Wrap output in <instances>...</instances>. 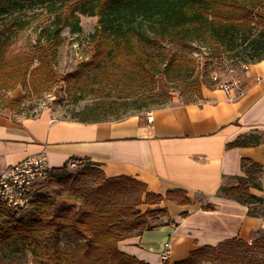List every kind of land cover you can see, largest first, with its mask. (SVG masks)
I'll use <instances>...</instances> for the list:
<instances>
[{
    "label": "trees",
    "instance_id": "1",
    "mask_svg": "<svg viewBox=\"0 0 264 264\" xmlns=\"http://www.w3.org/2000/svg\"><path fill=\"white\" fill-rule=\"evenodd\" d=\"M27 9L35 11L29 19H11L18 29L28 30L46 16L51 22L41 27L35 47L17 54L11 51L13 36L2 29L9 24L0 23V90L5 92L0 93V111L20 110L27 98L20 87L27 83L32 91L42 93L59 81L57 64L63 32L81 33L82 16L98 19L90 35L93 55L82 64L83 69L88 75L97 67L104 69L105 76L94 82H106L122 90L114 99L80 111L73 120L82 123L106 121L117 111L164 108L169 103L163 98L168 83L185 85V104L202 98L195 60L178 56L169 59L162 53L143 50L142 44L202 43L237 54V61L245 64L264 59V0H0V15ZM241 29L244 35L239 41L236 34ZM242 51L251 55L242 57ZM87 82L84 77L78 78L75 86L84 89ZM263 138L256 134L239 137L228 147L255 146ZM79 161L82 175L98 181L91 192L80 193V207L58 208L50 196L39 192L25 214L18 216L0 205V264H12L13 255L22 251L32 255L34 264H148L118 247L124 240L154 230V223L167 214L160 208L143 212L141 206L158 205L164 200L192 203L184 190L155 194L134 177L108 178L98 167ZM241 167L245 175L234 177L236 183L222 185L219 192L248 207L250 216L263 217L264 198L252 194L251 189H262L264 168L250 159H242ZM67 169L68 165L52 168L48 177L62 178ZM214 208L211 204L203 206L208 211ZM186 216L187 212L182 214ZM257 233L260 236L253 242L236 237L197 248L183 261L164 264H264V232ZM62 235L79 242L72 250L64 249Z\"/></svg>",
    "mask_w": 264,
    "mask_h": 264
},
{
    "label": "crops",
    "instance_id": "2",
    "mask_svg": "<svg viewBox=\"0 0 264 264\" xmlns=\"http://www.w3.org/2000/svg\"><path fill=\"white\" fill-rule=\"evenodd\" d=\"M231 93L232 99L222 85L204 86L198 102L93 123L58 119L51 109L31 117L0 114V174L28 157L43 156L51 169L81 160L108 178L134 177L155 194L186 191L189 205L164 200L141 206L143 212L166 210L163 226L119 243L122 252L148 264L166 262L165 243L172 247L167 261L176 263L205 245L236 237L250 241L264 230V216H250L248 207L222 197L219 189L245 175L242 159L264 168V138L255 146L228 147L239 137H264V59L249 67L243 89ZM260 181L262 189L251 192L264 198V173ZM207 204L214 210H204Z\"/></svg>",
    "mask_w": 264,
    "mask_h": 264
},
{
    "label": "rangeland",
    "instance_id": "3",
    "mask_svg": "<svg viewBox=\"0 0 264 264\" xmlns=\"http://www.w3.org/2000/svg\"><path fill=\"white\" fill-rule=\"evenodd\" d=\"M34 13V10L27 9L23 12H14L13 15L9 13L0 15V23L9 24L2 29L13 36V44L11 46L13 54L25 53L35 47L38 43L41 27L45 25L44 23L49 24L51 22L50 17L46 16L33 24L28 30H20L17 24L11 22L12 17L21 20L29 19ZM97 24V18L82 16L81 25L83 30L81 33L72 34L68 29L64 30V44L59 51V61L57 64V70L60 73L59 81L50 90L42 93L32 91L27 83L23 87H20L27 95L20 110L17 112L0 111V114H17L31 117L39 114L43 110L51 109L56 118L73 120L77 119L76 115L80 111L102 101L114 99L119 96L122 93L121 87L107 84L106 82H101L100 84L94 82L96 79L105 76L104 69L97 67V69H93L88 75L82 66L93 55L90 35L95 32ZM242 35H244V29L237 32L236 38L240 41ZM141 48L150 53H162L169 59L178 56L195 60L197 63L196 73L200 75L202 83L201 95L204 86L217 87L219 85H227L231 91L233 88L243 89L247 71L251 66V64L238 62L237 59H240V57H236L237 54L225 53L215 46H205L202 43H189L179 46L160 44L158 47L145 43L142 44ZM248 54L251 55L249 52L245 53V51H242V57ZM70 76H73L74 79L69 81L68 77ZM82 77L88 79L86 88L84 89L75 86L76 79ZM89 83L95 84L94 87L89 86ZM165 90L163 92V98L168 99L169 103L167 106L175 102H185L187 93L185 92L184 84L174 85L168 83ZM0 93L4 94L5 92L0 90ZM156 108L157 106L152 109ZM133 113L139 112L135 109H129L125 112L117 111L113 115H108L107 119H116L118 116L125 117ZM82 170L83 166L80 168L68 166L67 174H62V178H51L47 176L40 185L39 193L50 196L58 208L80 207V193L88 194L98 184L96 177L82 175ZM198 198L199 200H203L201 197ZM163 218L162 216L159 222L154 223L156 228L163 226ZM259 236V233H255L253 238L248 242H253ZM60 241L63 248L67 250H72L79 242L76 238L68 235H62ZM169 258H172V249L170 250ZM12 264H34L33 257L29 252L22 251L13 255ZM202 264L210 263L204 262ZM217 264L224 263L219 262Z\"/></svg>",
    "mask_w": 264,
    "mask_h": 264
},
{
    "label": "built area",
    "instance_id": "4",
    "mask_svg": "<svg viewBox=\"0 0 264 264\" xmlns=\"http://www.w3.org/2000/svg\"><path fill=\"white\" fill-rule=\"evenodd\" d=\"M230 99L233 98L229 86L222 85ZM149 123L153 122L151 114L147 115ZM70 167L79 168L80 161H72ZM51 168L43 156H32L24 159L6 169L0 174V205L11 209L17 215L25 214L30 210L32 198L40 185L47 178ZM171 244L165 243L161 258L164 261L169 259Z\"/></svg>",
    "mask_w": 264,
    "mask_h": 264
},
{
    "label": "bare ground",
    "instance_id": "5",
    "mask_svg": "<svg viewBox=\"0 0 264 264\" xmlns=\"http://www.w3.org/2000/svg\"><path fill=\"white\" fill-rule=\"evenodd\" d=\"M39 191H36V194L38 193Z\"/></svg>",
    "mask_w": 264,
    "mask_h": 264
}]
</instances>
